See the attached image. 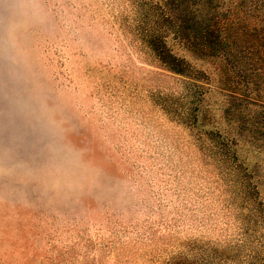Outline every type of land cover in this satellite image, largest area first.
I'll list each match as a JSON object with an SVG mask.
<instances>
[{
  "label": "rangeland",
  "instance_id": "374dc122",
  "mask_svg": "<svg viewBox=\"0 0 264 264\" xmlns=\"http://www.w3.org/2000/svg\"><path fill=\"white\" fill-rule=\"evenodd\" d=\"M0 264H264V0H0Z\"/></svg>",
  "mask_w": 264,
  "mask_h": 264
},
{
  "label": "trees",
  "instance_id": "16d2710c",
  "mask_svg": "<svg viewBox=\"0 0 264 264\" xmlns=\"http://www.w3.org/2000/svg\"><path fill=\"white\" fill-rule=\"evenodd\" d=\"M213 35V34H212ZM210 35L209 34H207L206 32L205 33H203V30H201V32L199 33V35L198 36H194L193 37V39L192 38H190L191 39V48H193L194 50H196V51H198L200 54H202L203 53V51H199L198 50V48L199 47H206V46H209V41L211 40V39H213L214 40V42H212V48H211V50L213 51V53H215V55H217V52L215 51V50H217L218 51V49H217V47H215V45L214 44H219V45H221L222 46V38L219 36V35H215V36H213V37H210ZM214 37H216V40H215V38ZM189 42V41H188ZM210 47V46H209ZM162 60V62H164V63H166L165 61H163V59H161ZM182 63H185V61H183V60H180L179 61V63H177V64H174V63H172V66H170V69H172L173 71H175L176 73H178V74H183V70H180V68H176L175 66H177V67H179V64H182ZM171 64V63H170ZM169 64V65H170Z\"/></svg>",
  "mask_w": 264,
  "mask_h": 264
}]
</instances>
